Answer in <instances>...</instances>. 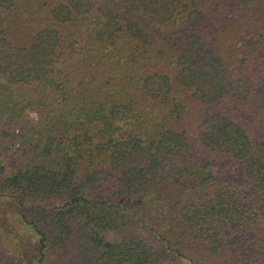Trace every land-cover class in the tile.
I'll use <instances>...</instances> for the list:
<instances>
[{
	"label": "trees",
	"instance_id": "trees-1",
	"mask_svg": "<svg viewBox=\"0 0 264 264\" xmlns=\"http://www.w3.org/2000/svg\"><path fill=\"white\" fill-rule=\"evenodd\" d=\"M0 264H264V0H0Z\"/></svg>",
	"mask_w": 264,
	"mask_h": 264
}]
</instances>
